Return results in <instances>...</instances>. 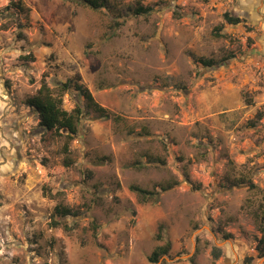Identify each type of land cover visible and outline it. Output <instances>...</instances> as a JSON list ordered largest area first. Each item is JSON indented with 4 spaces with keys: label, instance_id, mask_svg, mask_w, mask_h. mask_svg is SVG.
<instances>
[{
    "label": "rangeland",
    "instance_id": "374dc122",
    "mask_svg": "<svg viewBox=\"0 0 264 264\" xmlns=\"http://www.w3.org/2000/svg\"><path fill=\"white\" fill-rule=\"evenodd\" d=\"M23 1L0 0V264H264V0ZM77 76L111 116L69 139L26 99Z\"/></svg>",
    "mask_w": 264,
    "mask_h": 264
},
{
    "label": "trees",
    "instance_id": "16d2710c",
    "mask_svg": "<svg viewBox=\"0 0 264 264\" xmlns=\"http://www.w3.org/2000/svg\"><path fill=\"white\" fill-rule=\"evenodd\" d=\"M64 1H74L89 6L92 9L98 10L107 6L109 0H64ZM10 7H13L17 12L21 13L25 10V4L23 0H10ZM151 8H140L138 12H148ZM226 21L230 24H238L241 22V18L231 15L229 12L224 14ZM203 64L211 65L213 61L203 60ZM58 89L53 90L46 82H43L41 87L38 89L37 93L26 99V104L33 108L39 114V124L43 129L47 131H52L60 136L65 135L69 139H73L78 133V120L81 114L85 113L84 108L89 112H94L97 116L101 118H110L111 113L100 103H98L91 92V90L80 81V77L70 78L66 82H62L58 85ZM73 90L78 94V96L84 99L86 102L84 106H77L73 111H68L63 107V95L69 91ZM258 117L262 118L264 112H258ZM92 176V174L90 175ZM177 185V182H169L167 184L161 185V190L163 192L172 189ZM131 190L135 191L139 199L142 202L153 198L155 195L154 191L140 187L139 185H131ZM260 218L259 231L262 233V237L259 239L256 246L259 256H264V212ZM54 217H69V216H79L80 211L78 209H73L72 207L58 204L54 208ZM54 225L58 226L59 222L54 220ZM161 239L162 236L158 235ZM171 248V243L168 241L165 245H158L148 255V260L151 263H158L164 255H169ZM221 248L215 247L213 249L214 258L219 259L221 256ZM254 256H249L246 258V264H252L254 261Z\"/></svg>",
    "mask_w": 264,
    "mask_h": 264
}]
</instances>
